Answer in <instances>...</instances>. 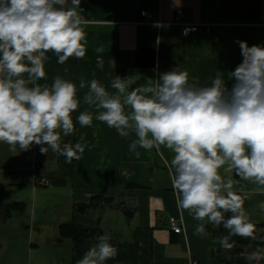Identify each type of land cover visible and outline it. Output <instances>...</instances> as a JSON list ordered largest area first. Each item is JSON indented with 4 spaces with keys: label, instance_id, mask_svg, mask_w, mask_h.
I'll return each mask as SVG.
<instances>
[{
    "label": "clouds",
    "instance_id": "clouds-1",
    "mask_svg": "<svg viewBox=\"0 0 264 264\" xmlns=\"http://www.w3.org/2000/svg\"><path fill=\"white\" fill-rule=\"evenodd\" d=\"M80 4L0 0V143L10 151L39 145L41 154L51 150L68 164L80 160L85 148L94 146L62 143V138L74 133L73 113L83 103L87 108L76 117L79 125L92 127L95 119L121 137L134 133L128 148L137 159L138 148L151 152L163 147L172 153L165 164L178 208L199 222L194 235L206 238L207 224L223 225L228 234L213 241L223 250L233 248V236L257 239L245 202L253 195L264 196V46L237 41L243 60L230 73L231 87L221 71L210 84L201 85L179 66L143 84L115 76L110 82L114 91L83 76L78 87L59 75L51 85L40 84L47 79L48 53L61 65L86 56L89 21ZM96 66L104 67L99 57ZM256 207L264 211V200ZM117 254L110 238L101 235L76 264H107ZM246 259L258 264L264 248Z\"/></svg>",
    "mask_w": 264,
    "mask_h": 264
},
{
    "label": "crops",
    "instance_id": "crops-1",
    "mask_svg": "<svg viewBox=\"0 0 264 264\" xmlns=\"http://www.w3.org/2000/svg\"><path fill=\"white\" fill-rule=\"evenodd\" d=\"M80 8L89 21L86 56L79 60L70 58L61 65L53 53H48L47 79L39 81L40 84L51 85L59 75L78 87L83 76L86 80L96 78L109 91H114L110 82L118 76L119 69H125L126 77L143 84L148 78L158 79L160 73L179 66L187 69L190 77H198L201 85L210 84L217 71H221L231 87L230 73L243 60L237 41H246L249 47L264 46V0H81ZM142 11L152 13L149 24L141 17ZM178 11L184 13L183 23L215 27L210 33L201 28L183 38L180 28L173 24ZM97 47H103L104 51L97 53ZM141 51L154 53V67L137 66ZM98 57L103 60V69L96 66ZM65 67L69 69L67 73ZM83 91L78 92L81 98ZM86 108L81 103L73 113L74 133L62 138V143L94 146L85 148L82 159L68 164L63 156L51 150L41 154L40 146L34 144L28 150L32 159L29 166L0 167L1 203L6 207L19 205L0 226V237L12 226L14 235L23 233L15 238L26 242L27 252L22 256L28 253L32 258L41 246L49 245L53 256L65 248L71 259L72 243L60 236L59 227L74 222L89 228L99 227L110 238L118 254L107 264H228L225 260L229 261L230 256L221 254L219 243H213L216 238L212 231L218 227L207 224L210 235L196 236L193 232L199 222L188 211L178 208L165 164L172 153L163 147L151 152L138 148L137 159L128 148L136 139L134 133L121 137L114 128L95 119L92 127H81L76 117ZM39 169L47 172L46 175L39 174ZM29 172L31 175H26ZM18 174L26 177L16 180ZM42 179L49 185L42 186ZM25 196L32 199L31 208L30 200L23 199ZM39 197H43V214L37 219ZM262 200L264 196L253 195L245 202L251 221L259 226L264 224V211L256 205ZM28 208L31 225L16 223L17 216ZM53 209L54 217L48 219ZM171 218L182 220L183 235L171 230ZM7 252L5 264H18L17 249L9 248ZM247 254L235 257L233 264H249ZM258 264H264V260Z\"/></svg>",
    "mask_w": 264,
    "mask_h": 264
},
{
    "label": "trees",
    "instance_id": "trees-1",
    "mask_svg": "<svg viewBox=\"0 0 264 264\" xmlns=\"http://www.w3.org/2000/svg\"><path fill=\"white\" fill-rule=\"evenodd\" d=\"M137 66L139 68H150L155 66V55L152 52H139L137 56ZM118 76L124 78L126 77V70L119 69ZM3 192V186L0 185V214L4 219L9 217L14 210H16L19 205H14L10 207H6L1 203V195ZM231 214H226V218ZM264 230L263 225H256V237L257 239L253 240L250 238H242L239 236H233L230 238L229 242L233 243L234 246L230 250H223L219 245V252L221 254H228L230 256V260H225L228 264H233V259L237 256L245 255L249 253V248L253 245L254 248H264ZM215 238L223 237L227 235V230L224 229L223 225L218 227L216 230L212 231ZM60 236L69 240L72 243V255H71V264H76V261L81 259L84 253L88 250V248L96 242V238L104 235L101 228H89L77 223H65L60 225L59 227Z\"/></svg>",
    "mask_w": 264,
    "mask_h": 264
},
{
    "label": "rangeland",
    "instance_id": "rangeland-1",
    "mask_svg": "<svg viewBox=\"0 0 264 264\" xmlns=\"http://www.w3.org/2000/svg\"><path fill=\"white\" fill-rule=\"evenodd\" d=\"M4 152V155H0V167L5 166L6 168L9 169H21V168H25L26 166H29L30 163L32 162V159H29V151H19V149H17L16 151H10L8 145L6 144H2L0 146V153ZM39 174H43L44 176L46 175L47 172H42L40 169L38 170ZM26 175H31V173H26ZM11 178V176H6ZM26 176L24 174H18V176L15 177L16 180H23ZM14 179V177L12 178ZM43 189H47V188H43ZM25 195V193H24ZM23 196V195H22ZM43 197H39L38 198V204H37V219L42 217L43 214V208L41 206V200ZM25 200H30L29 204H30V208H31V203H33L31 200L32 199H28L26 196L23 198ZM30 208L25 209L26 212H21L19 214V218L15 219L16 223H20L22 225H27L30 226L31 222L30 220H28L30 213ZM55 208V207H54ZM55 209H53V211H49V217L48 219H53L54 217V213ZM4 217H2V215L0 214V226L3 225L4 221ZM23 233H16V235H14L13 233V228L12 226H10L6 232V235L4 237H0V264H5V261H3L4 258H8L9 257V253L7 252V250H9V248H16L17 252H18V264H40L39 262H41V264H71V259L68 255V251H66V249L64 248L61 252V254H59L58 256H53L52 254V250L51 248H49L50 246H41L40 251L37 252L35 251L34 254L32 255V258L28 255V253L24 256H22V253L27 252L26 248L24 249V245L26 246V242L24 241H20L17 240L15 241V238H18L20 236H22ZM14 235V236H13ZM16 236V237H15ZM5 242L6 243L5 245ZM22 242H24V244L22 245ZM25 250V251H24ZM255 248L252 245L249 248V253L254 251ZM23 251V252H22ZM41 254V257H39V255Z\"/></svg>",
    "mask_w": 264,
    "mask_h": 264
},
{
    "label": "built area",
    "instance_id": "built-area-1",
    "mask_svg": "<svg viewBox=\"0 0 264 264\" xmlns=\"http://www.w3.org/2000/svg\"><path fill=\"white\" fill-rule=\"evenodd\" d=\"M141 17L146 20V23L149 24V21L153 19L152 13L149 11H142ZM184 18L183 11H178L174 19V25L180 28L181 36L183 38H188L192 34H195L200 31L202 28L206 33H210L212 27H215L213 24H203V25H190L182 22ZM42 186H48L49 182L46 179L40 181ZM170 228L176 235H183L185 233L184 225L181 219L171 218L170 219Z\"/></svg>",
    "mask_w": 264,
    "mask_h": 264
}]
</instances>
